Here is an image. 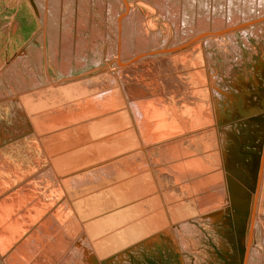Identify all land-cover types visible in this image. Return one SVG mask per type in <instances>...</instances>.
<instances>
[{
	"label": "bare ground",
	"instance_id": "1",
	"mask_svg": "<svg viewBox=\"0 0 264 264\" xmlns=\"http://www.w3.org/2000/svg\"><path fill=\"white\" fill-rule=\"evenodd\" d=\"M97 1H98V4L104 8L105 4L103 3V0H97ZM162 1H164V0H162ZM30 2H31V5L33 7V8L31 7L32 10L34 9L37 16L41 17L44 20V22H43L44 35H42V36L40 35L39 40L42 42L45 41L46 45H47V43L49 44V47H50L49 56L51 57V59H49V61L51 60L52 65L57 67V70L61 71L62 74L63 73L68 74L70 66H71L69 63L70 60L68 58L64 59L65 58L64 56H65L66 52L71 51V50H69L70 43H71V37H72V28H73L72 25L70 26V21H69V18H73L71 16V12H72L71 11V9H72L71 0H63V2L61 0H30ZM89 2H90V0H80V4L83 3V7H85V6L87 7ZM169 2L167 3L168 9L165 8L166 10H168L167 13L169 15V16L167 15V19L170 20L167 22H168L169 26L173 28V30L175 29L176 31H179V33L182 32V36L184 37L183 40H185L183 43L185 44V46L181 51H183V53L184 52L187 53V55L186 56L183 55L181 57L178 55L181 58L182 64L184 66V68H183L184 70L181 72L182 74H180L178 76H174V75L167 76L166 79H168V81L166 83L164 82L165 85L168 87V90L170 89L169 91H172L168 95L170 100L168 99L169 101H168L167 105L169 106V103H171L170 101H172L173 104H171L170 107H168L167 105L162 106L165 108L168 107V109H167L168 116L166 115L164 117L163 113L161 112V109L159 108L160 106L152 104L150 97H149V99H148V97L145 98L144 97L145 93L143 94V92H140L142 94V97L140 98L141 100L138 99V101H136L134 99L127 98V96H126L127 93L122 94L120 89H119V86H118L119 85V80H118L119 75L118 74L121 70L123 71V70L128 69V67H126L124 69V67L127 65V63H130V62L132 63L133 61H136L137 59L140 58L141 55H145V54L152 55L155 52L158 53L162 50V49L161 50H159V49L158 50H155V49L150 50V44H152L151 38L148 37V34L145 32L147 30L145 29V31H144L143 28H141V26H142L141 23H142V21H145L143 19H146V18L142 19L143 15H142L141 11L139 9L136 10V8H133L132 6H130L128 0H111L109 5H108V9H106L109 12L108 13L109 14L108 19H110L109 21H111V25H113V27H114V32H113L114 36L113 35L112 36L109 35V36H110V39L113 40L112 43L115 42L114 43V53L116 52L117 57L114 60H115L116 66L118 67V69H117L118 71L116 72L117 75H115L116 79H114V80L115 81L117 80V82L113 81V77H110L109 75L103 73L102 75H100L98 77V79L97 78H88V79H84L83 81H79L76 84L72 85L70 87V89H71L70 91L72 92L71 95L68 97V96H65L66 94H64L63 97H65V98H62L61 94H60L61 97L60 96L58 97L56 95L59 92L57 91L58 88L54 85H52L51 88H48L44 91H39V90L35 91L36 88L33 87V88H30V89H32V91L27 90L25 92V94L22 92V95L17 94L16 96H11V97H6V98L2 97L3 99L0 98V111L5 109V107L8 105L11 109L10 115L12 114V116H10L11 122L15 123V121L18 118H19V120L24 121L23 123L25 124V126L27 128V130H25V134L27 132L30 133L28 136L29 140H25V139L22 140V145L24 144L25 146H26V143L33 144L34 146H40V143L42 144V143H44V141L48 140L44 144L47 147H49L48 143H51L52 139H50L48 136H47L48 139L45 138L44 137L45 135L43 134V133H45L43 129L45 128L44 125H46L44 123V121L46 119L52 120L51 122H53V124H55L56 121H60L61 123H64V122H69L72 119H74V121H75V118H77V117L80 119H82V118L85 119V117H86V119H88V120L85 122L83 121L84 123H78L76 127L74 126L75 127L74 129L71 127L69 129V127H68V129L63 130L65 135H66V133L69 134L66 136L64 135L65 136L64 138H59V136L63 132L59 133L57 131L58 132L57 134H59V136L57 135L59 138L58 143L59 144L62 143L65 145L60 150V153L62 154V157H60V158H62V161H63V162H61V165L65 166L66 168H67V166H69L71 161H73L74 159H78V158H75L76 155H74L76 153L75 151H78V150H74V148H73V150L70 152V149L73 146H75V148H77V149H81L80 151H82V150L87 151L91 155L90 156L86 152L87 160H90V157H97V156L103 157L105 155H110L113 153L121 152L122 148H124L126 146V144H125L126 142L124 143L121 135L119 136V133L121 131H122V133H120V134H122V135L125 134L128 137H130L128 135V133L131 134V132H132V135L135 134L136 141H137V139L140 138L139 137L140 133L138 132V127H147V125H149L151 129H150V132L148 130V133L145 137L149 136L152 138H156L155 140H157V141H154V143L150 147L146 148V152H147V153H145L146 156L141 155V156L137 157L138 159L142 158V160L144 162L143 163L139 162V163H142L141 165H143V168L148 169V171H143L142 169H140V167H138V165L136 163L134 165L133 164L131 165L134 168L132 171H129V172L132 174L138 173V176L141 177L142 183H144L146 186H148L152 181V178H151L152 168H150V163L153 164L154 167H155V165L162 166L160 168H157V171L162 172L165 170L167 172V174L172 178V180L174 182H177L176 183L177 184L176 189H172L177 194V196L175 198H177L179 196H183V195H187V198L185 200L186 202L184 201L185 203L182 202L180 204H177V202H175L176 204H174V201H171L169 199V197H170L169 191H172V190H168V192H167V190H165V192H164L162 189L159 188L158 192H156L155 195H154V193L153 194L149 193L147 195L145 194L144 196H141V194L139 193V195L135 196V198L137 197V200L134 202H131V206L127 205L128 203L126 204L124 202V205L126 207L125 211H130V213L132 212L133 214H135V216L137 214L138 219H143V220H137V221H141V222L137 223L139 230H140V234L145 235L141 239H145V241L146 240L149 241L150 239L153 238L154 240L160 241L159 238L160 239L164 238L163 237L164 235L162 236L158 233V232H160L159 227H163L164 233H166V235H170L171 231L174 229V228H172L173 223H176V221H178L179 219H183V218H185L184 221H188L192 218V216L195 215L198 218L207 219L210 222L209 224L217 223L216 225L219 224L220 226H222L224 231L226 230V232H227L225 234V236L227 237V243L228 244H229V240H230L232 250L238 251V247H236V244H237V239L239 237L238 236L233 237V235H231L232 234L231 231H235V234H237V232L239 230L242 232L243 248H241L238 251L237 257H234V255H232L233 258L230 259L231 262L234 261L232 264H264V114L258 118L252 117V114H251L255 109H257V107L262 108L263 109L262 113H264V89H262L264 87V84H261V82L258 80L259 79L258 78L259 76H258L256 78V80H255L256 82L254 84V85H256V87H254L255 92L253 91L254 94H256V93L258 94V98L255 99V102H253L251 104V107H250V105L247 102L248 101L247 95L246 96H244V95L240 96L237 94L229 95V92L225 89V87L223 88V87L217 86V84H216L217 82L214 81L215 76L213 75V73L211 74L210 73L211 71H210L209 72L210 74H208V71L210 70L209 69L210 66H209L208 61H210L209 59L212 56V54H210V52H209L210 50L208 51L209 47H217V48L220 47L221 48L222 44L224 45V44H227L229 42V44L233 48H235V47H237L236 41H237L238 35H241L243 42H245L246 44H248L250 42V40L248 39V37L250 35H253L256 38H257L256 35H258V36L263 35L264 36V0H171ZM163 3H161V4H163ZM72 4H74V3H72ZM121 6H122V9H124V10L120 12ZM161 9H162V7H161ZM161 9L160 10L158 9L160 11L159 14H161L163 12ZM61 10L64 13H62ZM61 14H63V17H62V20L60 22ZM162 18H163V16H162ZM175 18H177V20H175ZM71 20H73V19H71ZM139 20H140V24H138ZM81 21H82V19H81ZM80 22H78L79 25H80ZM60 27H62V28H60ZM84 28H86V27H84ZM140 28L144 31L143 33L140 31L141 30ZM144 28H145V26H144ZM158 29H159V27H158ZM59 30H62L63 32L62 31L60 32ZM81 30H83V29H81ZM60 33L62 35L61 50L56 48L57 47L56 46L57 45V43H56L57 36ZM156 33H157V31H156ZM94 34L98 35V33H94ZM99 34H100V31H99ZM151 34H153V33H150V35ZM158 34L159 33H157V37H158ZM100 37L102 38L101 35H100ZM152 37H154V36L152 35ZM166 37H167V35H166ZM45 38H46V40H45ZM155 38H152V39H155ZM76 39L78 40V38H76ZM174 39H176V38H174ZM102 40H103V38H102ZM105 42H106V40H105ZM96 43H94V44L96 45ZM183 43H182V45H183ZM152 45H154V44H152ZM77 47H79V46L77 45ZM83 47H84V45H83ZM74 48H76V47L74 46ZM79 48H81V46ZM179 49L180 48H174L173 47L170 50L173 51V53H176V52H179ZM45 50L46 49L42 50V52H41L40 49L38 51L37 49L34 50V48L32 47V49H30V53L28 54V58L26 59V65H29V66L31 65L32 69L34 70L32 72L31 78H30L33 84L42 85V84H39L41 82L42 74L45 77V79L52 81V78L49 74L50 73L49 72V66L50 65H48L47 59L44 60L45 56L47 58V52ZM109 51L105 52V53L110 54L111 51L110 52ZM191 51L196 53L197 59L195 56L194 57L192 56ZM220 51L223 54L226 53V51L223 49ZM60 52H61V56L64 57L63 60L59 59V60H62L61 63H59L58 57H57V56H59L58 54ZM78 52H80V51H78ZM80 54L81 53H79V55ZM120 54H121V57L123 55L128 57L127 60L126 59H120L119 58ZM174 56H176V55H174ZM178 56H176V57H178ZM105 59H106V57H105ZM17 60H19V58ZM124 60L127 61V63H125ZM128 60H129V62H128ZM107 66H109V65H107ZM261 71H262V79L264 81V66H262ZM27 72H30V71H27ZM9 73H12V74L16 73V75L19 76L20 72L15 68V65H12L11 67H9ZM223 73H224V71H223ZM20 76H21V82L23 83L22 85L25 84L27 86L28 80L26 79V77L22 73L20 74ZM129 76H131V75H129ZM100 77L102 78V82H99ZM153 77L154 76L152 74V71H150V73H148V78H146V79L150 80ZM134 80H136V79H134ZM161 80H163L162 77H161ZM11 81H12V79H11ZM63 81H65V80H63ZM143 83H145V82H143ZM14 84H18V82L14 83ZM50 84H52V83H50ZM147 85H145V86H147ZM238 85H241V84H238ZM259 85L262 87L259 88ZM109 86H112V88L114 89L116 94L113 93V91H111L112 89H110ZM33 89H35V90H33ZM60 89H62V88H60ZM60 89H59V91H61ZM115 89L117 90L120 97L117 94ZM171 89H173V90H171ZM260 89H262V90H260ZM259 90H260V92H259ZM137 91L138 90L135 89V92H137ZM139 91H141V90H139ZM236 91H237V89H236ZM141 94H140V96H141ZM28 95H33L36 98L34 100L35 103H37V102L38 103L39 102L44 103L42 101H48V100L52 101V103H53V102L57 101L59 98H61L63 100L60 99L57 102H61L63 104L65 103V105H67L66 103H68V105H69V102L71 101V103L74 102L73 103L74 108L79 107V109H77L76 113L75 112L69 113L68 111H65L63 109V106L60 107L58 105L60 107L59 112L55 111L56 112L55 114H51L50 112H52L53 110L47 109V111H45V109H44V111L42 110L44 116L40 117V114H39V117H34L33 112L30 113L27 110V106H29L31 104V98H29ZM51 95H53L52 98H50ZM47 96H49V98ZM151 96H152V94H151ZM115 97H117V99H118L117 102L119 104L122 101L120 98L121 97L123 98V103L126 105V108H127L126 112H122L123 115L121 113L110 114L111 113L110 112L109 114H107V117H105V118L104 117H98V118L93 117V116H98V114L101 111H104L108 107H110L111 103L114 102V100H116ZM163 98L161 97L159 102H161V100L167 101V98H164V99ZM16 100L20 102V104H18L19 106L15 105L14 102ZM241 102L243 103V105L246 106V108H250V109H247V111L250 113L249 115H247V117L249 116V117L253 118L255 120V122H257V123H255V126L257 127V129H260V132H257V136L259 137V134L261 135V133H262V136H261L262 143H261L260 147H259V144H257V146L259 147L258 148V152H259L258 154L259 155L256 156L257 159H256V162L254 164L255 166H254L253 173H252V178L254 176V181H252V178L250 179L255 185V189L253 187L254 190H253V195L251 197L249 195H247L246 190H245L246 185H247L246 184L247 180L244 179L243 177H239L240 179H237V177L235 175H232V173L235 174L236 172L233 171L234 170L233 164H232L233 161L229 157V154H231V152L228 151V148H229L228 147V138L229 137L226 138V136H228V133L226 132L227 128H228L227 124L230 125L231 123H229L230 121L226 117L225 113L232 114L234 112H238L242 115L243 114L242 111L244 108L242 109L243 106H242ZM68 108H70V106ZM226 110L228 112H226ZM260 110H258V111H260ZM45 112H47V115L51 114L50 119H48V116L46 115ZM16 113H17V115H16ZM0 115H2V112H0ZM100 116H102V115H100ZM124 116H126V117H124ZM6 117H8V114ZM124 118H126L125 121H124ZM7 120H8V118H7ZM249 120H250V118H249ZM57 124H59V123H57ZM48 125L50 126V122L48 123ZM107 126L109 127L110 131L106 130V128L108 129ZM226 126H227V128H226ZM16 128H17V126H16ZM21 130H23V128H21ZM71 130L78 132L79 135L77 134V138H70L71 134L75 133V132H72ZM69 131H71V132H69ZM106 131L110 132L111 137H114V138H111V137H109L110 139L107 138ZM137 132L139 134L138 136H137ZM252 132H253L252 134H255V131H252ZM19 133H20V131H19ZM143 133L145 135V131ZM57 136L53 137L54 141H52V142L57 141V139H56ZM78 136H80V137H78ZM61 137H62V135H61ZM70 139H73V141H70ZM136 141L135 142L131 141L129 143V146H130V144L135 145ZM148 142H149V140H148ZM67 143H69L70 145L69 144L67 145ZM112 143H113V145H112ZM59 144H57V145H59ZM108 144H109V146H108ZM140 145H141V143H140ZM68 146H70V149L68 148ZM111 146H113V147H111ZM109 147H110V150L108 149ZM44 148L46 150L49 149L46 147H44ZM59 149L60 148L58 147L57 150H59ZM111 151L113 153H111ZM53 152H55V151H53ZM70 153H72V154H70ZM147 154L149 156V159H152L150 162L147 161ZM54 155H56V154H54ZM70 156H73V159L70 160ZM84 159H86V158H84ZM56 160H57V158L53 157V160L51 159V164H52L51 166H49L45 170L39 171L37 174H35L31 178H29V179L27 178L26 180H29V182H28L29 184L26 185L25 179L22 180L20 182V184L18 186H16L20 189V191L18 193H11V194L8 193L7 194V192H9V191H7V192L0 195L3 198L0 201V229L3 227V225H2L3 218L5 221V226H6V224H8L7 227L2 228V230H0V244L1 245L8 244L9 238L10 237L12 238V232L10 231L11 229L12 230L14 229V224L12 221L15 222V224H16L15 229H16V231H18V229L21 226V222L20 223L18 222V216L21 217V215H22L21 218H26V219L27 218L34 219L33 217H35V218L37 217L36 220L34 219L35 222L34 223L32 222L34 224V226H33L34 229H33V231L31 230L33 232V234L35 233L34 235H36V238L38 235H43L44 233L46 235H47V233L53 235L58 230L57 236L56 237H55V235L52 236V237H55V239H53L51 245L57 243V241H54V240L58 239V237L60 236V233L62 234V236L64 235L63 232H61V231H64V233L67 232V229H65V227L68 228L71 232V228L74 229L73 227H75L74 225H77V227L78 226H80V227L84 226L85 227L86 232H87L86 234L88 235V237L86 236L88 238L86 245H88L89 247H92V244H94L89 240L90 235L91 234L93 235L94 233L88 232V230L85 226L84 220L82 219L81 213L78 212L76 209L74 211V208L68 203L71 200L70 197H68V199L65 197V200H64V202L62 201L63 202L62 206H60L59 209L58 208L57 209H55V208L50 209L49 203L52 201H50V200L48 201V199L52 200L53 196L47 195V198H46V195L42 194L43 192L41 193L39 188H37L36 183L38 182V179H41V180L46 179L48 182L44 181L45 183H49V184L52 183L55 186V188L56 187L58 188L57 193L59 195L56 197L57 200L60 197H64V195L67 196V194H66L67 192H65L66 188L63 185L64 179L59 177L60 176L59 173L57 171H55L54 168L52 169V166L55 167L57 170H58V168H60V166L59 167L57 166ZM124 161H126V160H124ZM59 163H60V161H59ZM117 163L120 165V160L117 161ZM145 165H146V167H145ZM115 166H118V165L115 164ZM154 169L156 172V168H154ZM61 170H62V168H61ZM15 174H16V171H15ZM115 174L116 173H114V175ZM142 177H143V179H142ZM68 178H69V176H68ZM115 178H116L115 181H118L120 183L119 187H121V188L128 187L129 179H132V182L135 179L132 176H131V178H129V174L126 172V166H125V169H122L119 173L117 172V175L115 176ZM136 179H138V178H136ZM5 181L8 182L9 179L6 178ZM68 182H70V181L68 180ZM158 182L159 181H157V183ZM45 183L41 186V188L45 185ZM74 184H76V183H74ZM70 185H71V183H70ZM136 185L138 186L137 188L139 189L140 186L138 184H136ZM160 185L162 186L161 183H160ZM7 186L10 187L11 185L7 184ZM29 186L32 188L35 187L34 189L39 190V191L37 190L38 192L36 193V195L31 192L32 189ZM132 186H134V185L132 184ZM13 187L14 186H11V188H13ZM113 187L116 189L117 185H116V187H115V185H113ZM50 188H48V189H50ZM128 189H129V187H128ZM130 189H132V188H130ZM13 190H15V188L12 189V191ZM118 190L119 189H117L116 192H118ZM10 191H11V189H10ZM119 191L121 192V190H119ZM22 192H25L24 196L19 195L15 198L14 195L21 194ZM112 193H114L113 196L110 195L111 193L108 196V200L110 201L111 205H116V204L118 205V203L122 202V201H120V202H117L114 204V201H115L114 197L116 196V194H115V191ZM128 193L129 192H127L126 195ZM41 195H43V196H41ZM172 195H173V193H172ZM145 196H148V198L149 197L152 198L151 199L152 202H142L141 203L142 200H145ZM127 197L131 198V194H129ZM172 199L174 200V198H172ZM159 200H161V202H162V200H165L164 204L162 205L161 202H159ZM167 200L170 202H167ZM182 201H183V199H182ZM100 202H102V201H100ZM165 202H167V203H165ZM178 205H180V208L178 207ZM106 206H104V207H106ZM31 208H32V210H31ZM47 208H49V209H47ZM12 209H14V210L12 211ZM144 209H147L146 213H145ZM93 210H95V209H93ZM46 211H48V216H46ZM37 213H41V214H37ZM66 214H68V215H66ZM59 216H61V217L63 216V218L65 220L67 218L69 219L68 221H66L67 225L63 224L61 226L63 221H62V223H60V221H56V220H59L56 218ZM69 216L71 218H69ZM32 219H31V221H32ZM115 219H116V217H115ZM196 220H198V219H196ZM116 223H117V221H116ZM91 224H92V222H91ZM190 224L187 222H184L183 224H180L179 228L183 229V231H188L189 234H191V233H193V230H191V229H193V225L191 228H189L187 226ZM128 225H130V224H128ZM23 226L25 227V225H23ZM60 228H63V229L60 231ZM158 228H159V230H158ZM77 230H78V228H77ZM59 231H60V233H59ZM141 231H143V232H141ZM156 231H158V232H156ZM72 232H73V230H72ZM83 232L85 233V231H83ZM98 232H99V230H98ZM119 232H120V230H119ZM9 233H10V237H9ZM73 233L75 234V232H73ZM46 235L45 236L44 235L38 236L40 238V239L38 238L39 241L41 240V237H43V239L46 238L47 237ZM31 236H32V234H31ZM28 237L30 238L29 235H28ZM71 237L73 238V236H71ZM31 238L33 239L35 237H31ZM36 238H35V241H36ZM63 238H64V240L67 239L65 237H63ZM25 240H23V241L26 242ZM27 240H28V238H27ZM45 240L46 239H44L43 241L45 242ZM171 240H173V239H171ZM181 240H182V238H181ZM7 241H8V243H7ZM29 241H32V240L29 239ZM66 241L67 240H65L64 242L66 243ZM68 241L70 243V240H68ZM192 241L193 240L191 239L189 244H191ZM32 242H34V241H32ZM44 242H41V245ZM61 242H62V244L64 243L63 240ZM142 242H144V241L142 240ZM161 243H162V241H161ZM21 244H23V243H21ZM21 244H19L18 246H20ZM33 244L36 245V242ZM57 244H59V243H57ZM27 245H28V243H27ZM41 245L37 242V246H35V248L36 247L40 248ZM47 245H48V242H47ZM171 245H172V243H171ZM30 246H28V247H30ZM32 246H34V245H32ZM43 246H45V245H43ZM63 246H64V244H63ZM65 246L67 247L66 244H65ZM74 246H76V243ZM79 246L81 247V245H79ZM96 246H97V244H96ZM56 247H57V245H56ZM20 248H19V250H20ZM93 248L95 249V245H93ZM13 249H15V248H13ZM80 249H82V247ZM80 249H78V250H80ZM177 249H178V247H177ZM11 251L13 252V250H11ZM29 251H31V250H29ZM29 251L26 252V255H28V257H29V253H30ZM33 251H34V249H33ZM41 251L43 252V249ZM48 251H49V248L47 250H45L44 252L48 253ZM61 251L62 250H60V252ZM94 251L96 253V256L101 255L98 252H96V250H94ZM17 252L18 251H16V253ZM110 252H112V251H110ZM239 252H242V253L240 254ZM32 253H34V252H31L30 254H32ZM68 253H69V251H68ZM82 253H83V251H81V255H82ZM18 255L17 256L12 255V256H14V258L16 259V257H20ZM49 255H50L49 257H51V255H53V254L51 253ZM67 255L69 256V254H67ZM56 256H57V253H56ZM82 256L84 257L85 255H82ZM87 256L88 255H86V258L89 257V256L88 257ZM24 257H26L25 253H24ZM69 257H68V259H69ZM0 258H1V255H0ZM6 258H7V255H6ZM10 258H11V256H10ZM93 258L89 257L87 260L88 261L90 260V262L93 263L92 262L94 260ZM96 258L97 257H95V260H94L95 263L96 264H102L101 259H103L104 257L99 258V256H98L97 261H96ZM121 258H122L121 256H118V260ZM186 258H188V257H186ZM8 259H9V257H8ZM26 259H29V258H26ZM39 259H40V256H39ZM203 259H205L204 255L202 256L201 260H203ZM18 260L20 263L23 262V259H22V261H20V258ZM227 260H229L228 257H227ZM24 261H25V259H24ZM36 261H37V259H36ZM42 261H41V263H42ZM55 261H56V258H55ZM108 261H111V258H109V259L107 258L105 263ZM10 262H12V261H10ZM190 262H191V264H199L198 260H196V261L192 260ZM58 264H61V263L59 262ZM69 264H72V263H69ZM185 264H187V263H185ZM207 264H212V263L209 261V263L207 262Z\"/></svg>",
	"mask_w": 264,
	"mask_h": 264
},
{
	"label": "rangeland",
	"instance_id": "2",
	"mask_svg": "<svg viewBox=\"0 0 264 264\" xmlns=\"http://www.w3.org/2000/svg\"><path fill=\"white\" fill-rule=\"evenodd\" d=\"M61 1L63 2V0H61ZM110 1L111 0H103V3L105 4V6L103 8L101 5L98 4L97 0H90L87 7L85 5H84L85 7H83V3H81L82 5L80 4V0H77V1L71 0V6H72L71 16L73 17V18H69L70 26L71 25L73 26L71 43H70V47H69V50H71V51H68L69 53L68 52L65 53V56H64L65 58L61 56V52L58 54L60 57L57 56L59 63L62 62L63 58L64 59L68 58L70 60L69 63L71 66H70L68 74H64V73L62 74L61 71L57 70V67L52 65L51 60L49 61V59H51V57L49 56V51H50L49 44L47 43V45H46L45 41L42 42L39 40L40 35L41 36L44 35V25H43L44 20L41 17L37 16L34 9L32 10L33 7L31 5L30 0H0V98L16 96L17 94L22 95V92L25 94V92L27 90L32 91V89H30V88H33V87L36 88V90L33 89L35 91H37V90L44 91L48 88H51L52 85H54L58 88L57 91L59 93L56 95L59 97L61 94L62 98H65V97H63L64 94H66L65 96H68V97L71 95L72 92L70 91L71 90L70 87L72 85L76 84L79 81H83L84 79H88V78H97L98 79V77L100 75H102L103 73L109 75L110 77H113V81H115L114 79H116L115 75H117L116 72L118 71L117 70L118 67L116 66L114 59H116L117 54H116V52L114 53V43L115 42L112 43L113 40L110 39V36L113 35L114 27H113V25H111V21H109L110 19H108L109 18V16H108L109 12L106 10V9H108V5H109ZM169 1H171V0H168V1L167 0H164V1H162V0H128L130 6H132L133 8H136V10L139 9L141 11V13L143 15L142 19L146 18V19H143L145 21L141 20L142 21L141 28H143L144 31H145V29L147 30L145 32L148 34V37L151 38L152 44H154V45L150 44V50H152V49L153 50L154 49L155 50H158V49L161 50L162 49V50L158 53L155 52L152 55H149V54L141 55L139 59H137L136 61H133L132 63L131 62L127 63V61L124 60L125 63H127V65L124 67V69L126 67H128V69L123 70V71L121 70L122 72L120 71L118 74L119 75L118 76V78H119L118 79L119 80L118 86H119V89H120L122 94L127 93L126 94L127 98L134 99V100L138 101V99H140L142 97V94L140 92H143V94L145 93L144 94L145 98L148 97V99H149V97H150L152 104L160 106L159 108L161 109V112L163 113L164 117L166 115L168 116L167 109H168V107L171 106V104H173V102L170 101L171 103H169V106L167 105L168 101L170 100L168 95L172 91H169L170 89L168 90V87L165 85V83L168 81V79H166V78H167V76H170V75L178 76V75L182 74L181 72L184 70L183 69L184 66L182 64L180 57L183 55L184 56L187 55V53H185V52L183 53V51H181L185 46V44L183 43L185 40H183L184 37L182 36V32L179 33V31H176L175 29L173 30V28L170 27L168 22H167V21H170L169 19H167L168 10H166V9H168L167 3ZM72 3H74V4H72ZM161 3H163V4H161ZM161 7H162V9H161ZM158 9L159 10L161 9L163 11V12L161 11L163 14L162 13L159 14L160 11ZM123 10L124 9H122V6H121L120 12ZM62 13H64V12L62 11ZM162 16H163V18H162ZM62 17H63V14H61L60 22L62 20ZM71 19H73V20H71ZM81 19H82V21H81ZM175 20H177V18H175ZM78 22H80V25ZM138 24H140V20L138 21ZM144 26H145V28H144ZM84 27H86V28H84ZM158 27H159V29H158ZM60 28H62V27H60ZM81 29H83V30H81ZM143 30L141 29L140 31L143 33L144 32ZM59 31L61 32L62 30H59ZM99 31H100V34H99ZM156 31H157V33H159L158 37H157ZM94 33H98L99 36L97 34H94ZM150 33H153V34L150 35ZM100 35L102 36L103 40L100 37ZM152 35L154 37H152ZM166 35H167V37H166ZM256 36H257V38L253 35H250L248 37L250 42L248 44H246L245 42H243L241 35H238L237 41H236L237 47H235V48H233L229 44V42L227 44H224V45L222 44L221 48L220 47H218V48L217 47H209L208 48V51L210 50L209 52H210V54H212V56L209 59L210 61H208L209 66H210V68H209L210 70L208 69L209 70L208 74L213 73V75L215 76V77L213 76L214 81L217 82L216 83L217 86L223 87V88L225 87V89L229 92V95H233V94H237L240 96L241 95H244V96L247 95L248 96L247 102L250 105V107H251V104L253 102H255V99L258 98V94L257 93L254 94V92H255L254 87H256V85H254V84L256 82L255 81L256 78L259 76L258 80L261 82V84H264L263 83L264 81L262 79V71H261L262 66H264V36L263 35H261V36L256 35ZM76 38H78V40ZM152 38H155V39H152ZM174 38H176V39H174ZM45 40H46V38H45ZM105 40H106V42H105ZM93 42L94 43L97 42L96 45ZM56 43H57L56 48L61 50V44H62L61 33L57 36ZM182 43H183V45H182ZM77 45L79 47L81 46V48L77 47ZM83 45H84V47H83ZM74 46L76 48H74ZM32 47L34 48V50L37 49L39 51V49H40L41 52H42V50L46 49L45 51L47 52V58L45 56L44 60L47 59L48 65H50L49 66V72H50L49 74L52 78V81L45 79V77L42 74L41 82L39 83L42 85L32 83L30 78H31L32 72L34 70L32 69L31 65L30 66L26 65V59L28 58V54L30 53V49H32ZM173 47L174 48H180L179 52L173 53V51L170 50ZM222 49L226 51L225 54H223L220 51ZM78 51H80V52H78ZM108 51L110 52V54L105 53ZM79 53H81V54L79 55ZM191 53H192V56L193 57L195 56L197 59L196 53H194L193 51H191ZM174 55H176V56L179 55L180 57L179 56L176 57ZM119 56H120L119 57L120 59H126L127 60V58H128L124 55L121 57V54ZM105 57H106V59H105ZM18 58H19V60H17ZM59 59H62V60H59ZM128 62H129V60H128ZM12 65H15V68L20 72L19 76H17L16 73L15 74L9 73V67H11ZM107 65H109V66H107ZM27 71H30V72H27ZM150 71H152V74L154 77L151 78L150 80H148L146 78H148V73H150ZM223 71H224V73H223ZM21 73L28 80L27 86L25 84L22 85L23 83L21 82V76H20ZM129 75H131V76H129ZM161 77L164 81L161 80ZM11 79H12V81H11ZM134 79H136V80H134ZM63 80H65V81H63ZM142 81L145 82L146 84L143 83ZM13 82L14 83L18 82V84H14ZM99 82H102L101 77H100ZM115 82H117V80ZM50 83H52V84H50ZM237 83L241 84V85H238ZM145 85H147V86H145ZM261 87L262 86L259 85V88H261ZM60 88H62V89H60ZM109 88L112 89L111 91H113V93H115L112 86H109ZM59 89L62 92L59 91ZM135 89H137L138 91L135 92ZM236 89H237V91H236ZM262 89H264V87ZM262 89H260V90H262ZM139 90H141V91H139ZM171 90H173V89H171ZM260 90H259V92H260ZM116 92H117V90H116ZM117 94H118V92H117ZM140 94H141V96H140ZM151 94H152V96H151ZM28 97L31 98V104L29 106H27V110L30 113L33 112L34 117H39V114H40V117L44 116V114L42 112V110L44 111V109H45V111H47V109L53 110L52 112H50L51 114H55L56 112H59V108L62 106H63V109L65 111H68L69 113H72V112L76 113L77 109H79V107L74 108V104H73L74 102L71 103V101L69 102V105H68V103H66L67 105H65V103L63 104L61 102H57L61 98H59L57 101H55L53 103H52V101H49V100L48 101H42L44 103H40V102L35 103L34 100L36 98L33 95H28ZM47 97L49 98V96H47ZM52 97H53V95L50 96V98H52ZM119 97H120V95H119ZM161 97L167 98V101L161 100V102H159ZM115 98H116V100H114V102L111 103L110 107H108L104 111H101L98 114V116H93V117H97V118L98 117H104L105 118V117H107V114H109L110 112H111L110 114L121 113L123 115L122 112L127 111L126 105L123 103V98L122 97L120 98L122 100L120 104L117 102L118 101L117 97H115ZM61 100H63V99H61ZM14 103L16 106H19L18 104H20V102L17 100ZM164 105H167L168 107H166V108L162 107ZM69 106H70V108H68ZM242 106H243L242 109L244 108L242 111L243 112L242 115L238 112H234L232 114L225 113L226 117L230 121L229 123H231L230 125L227 124L229 129L226 126V128H227L226 132L228 133V136H226V138L229 137L228 138V147H229L228 151L231 152V154H229V157L233 161L232 162L233 169H234L233 171L236 172L235 174L232 173V175H235L237 177V179H240L239 177H243L244 179L247 180L246 181L247 185H246L245 190H246L247 195H249L251 197L253 195V190L255 189V185L252 182V181H254V176L252 178V173H253V169L255 166L254 164H255L256 159H257L256 156L259 155L258 154L259 153L258 148L260 147V145L262 143V139H261L262 133H261V135L259 134V137L257 136V132H260V129H257V127L255 126V123H257V122H255V120L253 118H251L249 116L247 117V115L250 114L247 111V109H250V108H246V106L243 105V103H242ZM6 107L2 111H0V112H2V115H0V195L7 192V191H9V192H7V194L8 193H10V194L11 193H18L20 191V189L16 186H18L22 180L25 179L26 185L29 184L28 183L29 180H26V179L31 178L32 176L37 174L39 171L47 169L49 166L52 165L51 159L53 160V157L54 158L56 157L58 160V161L56 160V162H57L56 164L58 167L60 166V168H58V170H59L58 171L55 167L52 166V169L54 168V170L59 173V175H60L59 177L64 179L63 185L66 188L65 192H67L66 193L67 196L63 194L64 197H60L57 200L56 197L59 195L57 193L58 188L57 187L55 188V186L52 183L51 184L45 183L44 181H47L46 179H44V180L38 179V182L36 183L37 188H39L41 193L43 192L42 194L46 195V198H47V195L53 196L52 200L48 199V201L49 200L52 201L49 203L50 209H54V208L59 209V207L62 206V203L65 200V197L67 199H68V197H70L71 200L68 203L74 208V211L76 209L78 212L81 213L82 219L84 220V223H85V226H86L88 232L94 233L93 235L92 234L90 235V239H89L94 244H92V247H89L88 245H86V242L88 241V238H87L88 235L86 234L87 233L86 229L84 226L83 227H80V226L77 227V225H74L75 226V227H73L74 229L71 228V232L68 228L65 227V229H67L66 233H64V231H61L63 228H60V231L63 232V234L65 236L64 235L62 236V234L59 231L61 237L59 236L57 240H54V241H57V243H59V244L55 243V244H53L54 246L51 245L53 239H55V237L57 236L58 230L55 232L56 234L55 233L53 234V235H55V237H52L53 236L52 234L47 233V235H46L44 233L43 235L47 236L46 238H44V239H46L45 242L43 241L44 240L43 237H41L42 241L41 240L39 241L40 238L38 236H43V235H38L36 238V235H34L35 233L33 234V232H32L34 229L33 223L35 222L37 217L36 218L33 217L35 219L34 220L32 218H30V219L29 218H27V219L21 218L22 217V215H21V217L18 216V222L19 223L21 222V226L18 229V231H16V229H15V227H16L15 222L12 221L14 224V229L10 230L12 232V238L10 237V233H9V237H10L8 240L9 243L7 241L8 244H5V245L0 244V255H1V260H2L3 264H16V263L17 264L18 263L19 264H58L59 262L61 264H67V263L68 264L69 263H72V264H92L90 262V260L88 261L87 259L89 257L90 258L94 257L93 259H95V257H97L96 258V261H97L98 256H99V258L104 257L103 259H101L102 264L103 263L104 264H185V263L191 264L190 261H192V260L193 261L198 260L199 264H207V262L209 263V261L212 264H222V263L223 264H227V263L232 264L234 262V261H232V262L230 261V259L233 258L232 255H234V257H237L238 251L241 248H243V241H242L243 236H242V232L240 230L237 232V234H235V231H231V233H232L231 235H233V237L234 236L239 237L238 239L236 238L237 239L236 247H238V251L232 250L231 242L229 240V244H228L227 243V237L225 236V234L227 232H226V230L224 231L222 226H220L219 224L216 225L217 223L209 224L210 222L207 219L198 218L195 215L192 216V218L188 221H184L185 218H183V219H179L178 221H176V223H173L172 228H174L175 230L173 229L171 231L170 235H166V233H164V230H163L164 228L159 227L160 230H159V228H158V230L160 232H158V231H156V232H158L162 236L164 235L163 236L164 238H161V239L159 238L160 241L154 240L152 238L149 241L146 240L147 241L146 242L145 239H141L145 235L140 234V230H139L137 223L141 222V221H137V220H143V219H138L137 214L135 216V214H133L132 212L130 213V211H125L126 207L124 205V202L126 204L128 203L127 205L131 206V202H134L137 200V197L135 198V196L139 195V193L141 194V196H144L145 194L147 195L149 193H152V194L154 193V195H155L156 192H158L159 188L162 189L164 192H165V190H167V192H168V190L176 189V186H177V184H176L177 182H174L165 170L162 172L157 171V168L162 167L159 165H155V167H154V165L150 163V168H152V170H151L152 181L148 186H146L144 183H142L141 177L138 176V173L132 174L129 172V171H132L134 168L131 165L132 164L134 165L136 163H137L138 167H140V169H142L143 171H148V169H144L143 165H141L144 162L142 160V158L138 159L137 157L141 156V155L146 156V154H145V153H147L146 148L150 147L154 143V141H157V140H155L156 138H152L149 136L145 137L148 133V130L150 132L151 128L149 125H147L148 128L147 127H138V132L140 133V135H139L137 132V136L139 135V137H140V138L138 137L139 139H137L138 142L136 141L135 134L132 135V132H131V134L128 133V135L130 136V137H128L125 134H124L125 136L120 134V133H122V131H121L119 133V136L121 135L124 143L126 142L125 143L126 146L124 148H122L121 152L113 153L111 151V153H113L114 155L110 154V155H105L103 157H99V156L90 157V160H87L86 155L89 154L87 151H85V150L80 151L81 149H77V148H75V146H73L70 149V146H68V148L70 149V152L73 150V148H74V150H78V151H75L76 153L74 154V155H76L75 158H78V159H74L73 161H71L69 166H67V168H66L65 166L61 165V162H63V161H62V158H60V157H62L60 150L65 145L62 143L59 144L58 140H59V138H64L66 135H69L67 133L65 135L63 130L68 129V127H69V129H70V127L74 129L78 123H84L88 119H86V117H85L86 120L83 118L80 119L77 117V118H75V121H74V119H72L69 122H64V123H61L60 121H56V123L54 122L55 124H53V122H51L52 120L46 119L45 121L47 123L44 121V123L46 125H44L45 128L43 127L44 128L43 130L45 132L43 134L45 135L44 136L45 138H47V136H48L50 139H52L51 143H48L49 147H47L44 144L48 140H46V141L43 140L44 143H42L43 145L40 143V146H34L33 144H30V143H26V146H25L24 144L22 145V140L23 139L29 140L28 136L30 133L27 132L25 134V130H27V128H26L25 124L23 123L24 121L19 120V118L15 121V123L11 122V118H10V116H12V114L10 115L11 109L8 105ZM257 109L258 110L261 109V110L258 111ZM257 109H255L251 113L252 117H254V118L261 117L264 114V113H262V111H263L262 108L257 107ZM226 112H228V111L226 110ZM45 113L47 115V112H45ZM7 114H8V117H6ZM51 114L47 115L48 119H50ZM16 115H17V113H16ZM100 115H102V116H100ZM124 117H126V116H124ZM7 118H8V120H7ZM249 118H250V120H249ZM125 119L126 118H124V121H125ZM49 122H50V126L48 125ZM57 123H59V124H57ZM16 126H17V128H16ZM21 128H23V130H21ZM106 130L110 131L109 127H108V129L106 128ZM251 130L255 131V134H252L253 132ZM19 131H20V133H19ZM57 131L59 133L63 132L61 134L62 137H61V135L59 136V134H57L58 133ZM71 131L75 132V133L74 134L70 133L71 134L70 138H77L78 132H76L74 130H71ZM71 131H69V132H71ZM108 131H106L107 138L111 137V134ZM144 131H145V135L143 133ZM57 135L59 136V138ZM55 136H57L56 137L57 141L52 142V141H54L53 137H55ZM78 137H80V136H78ZM111 138H114V137H111ZM148 140H149V142H148ZM70 141H73V139H70ZM131 141L132 142L136 141L137 144L136 143H135V145L130 144V146H129V143ZM140 143H141V145H140ZM57 144H59V145H57ZM68 144L69 143H67V145ZM257 144H259V147L257 146ZM112 145H113V143H112ZM108 146H109V144H108ZM44 147L49 148V149L46 150ZM58 147L60 148L59 150H57ZM111 147H113V146H111ZM108 149L110 150V147ZM53 151H55V152H53ZM86 152H87V154H86ZM54 154H56V155H54ZM70 154H72V153H70ZM84 158H86V159H84ZM71 159H73V156H70V160ZM123 159L126 161H124ZM119 160H120V165L117 163V161H119ZM151 160L152 159H149V156L147 154V161L150 162ZM59 161H60V163H59ZM139 162H142V163H139ZM115 164H117L118 166H115ZM125 166H126V172L129 174V178H131V176L135 178L133 180V182H132V179H129V184H128L129 189H128V187H125V188L119 187L120 183L118 181H115L116 180L115 176L117 175V172L119 173L122 169H125ZM145 167H146V165H145ZM61 168H62V170H61ZM154 168H156V172H155ZM15 171H16V174H15ZM114 173H116V174L114 175ZM68 176H69V178H68ZM5 177L9 179L8 182L5 181L6 180ZM136 178H138V179H136ZM251 178H252V181L250 180ZM142 179H143V177H142ZM68 180L70 182H68ZM157 181H159L158 182L159 184L157 183ZM43 182L45 183V185L43 186L45 189L43 187L41 188V186L44 184ZM73 182L76 184H74ZM70 183H71V185H70ZM160 183L162 184V186L160 185ZM7 184H10L11 186H14V187L11 188V186L9 187V186H7ZM132 184L134 186H132ZM136 184H138L140 186L139 189L137 188L138 186ZM113 185H115V187L117 185L116 189L113 187ZM253 187H254V189H253ZM14 188H15V190L12 191V189H14ZM30 188L32 189L31 192L35 195L39 191L38 189H34L35 187H33V188L30 187ZM48 188H50V189H48ZM130 188H132V189H130ZM10 189H11V191H10ZM117 189L121 190V192L119 190H118V192H116ZM114 191L116 194V196L114 197V200H115L114 204L122 201V202H120L121 204L120 203H118V205L117 204L116 205L110 204V201L108 200V196L110 193H111L110 195L113 196L114 193H112V192H114ZM127 192H129V193L126 195ZM169 192H170L169 199L171 201H174V204H176L175 202H177V204H180V203L184 202L187 198V195H183V196H179V197L175 198L177 196V194L173 190L169 191ZM171 192L173 193V195ZM24 193L25 192H22L21 194H17L14 196H15V198L19 195L24 196ZM129 194H131V198L127 197ZM41 196H43V195H41ZM172 198H174V200ZM1 199H3L2 196H0V201H1ZM151 199L152 198H150V197L148 198V196H145V200H142L141 203L142 202H152ZM182 199H183V201H182ZM100 201H102V202H100ZM164 201L165 200H162V202H161V200H159V202H161L162 205L164 204ZM167 202H170V201L167 200ZM167 202H165V203H167ZM104 206H106V207H104ZM178 207L180 208V205H178ZM49 208H47V209H49ZM93 209H95V210H93ZM13 210L14 209H12V211ZM31 210H32V208H31ZM144 210L146 213L147 209H144ZM37 214H41V213H37ZM66 215H68V214H66ZM46 216H48V211H46ZM70 216H69V218H71ZM115 217H116V219H115ZM56 218L59 219L56 221H60V223H62V221H63L61 226L63 224L67 225L66 221L69 220L68 218L65 220L63 218V216L62 217L59 216ZM31 219H32V221H31ZM196 219H198V220H196ZM116 221H117V223H116ZM91 222H92V224H91ZM184 222H187L189 224L191 223L190 225H187L189 228H191L193 225V229H191V230H193V233L189 234L188 231H183V229L179 228L180 224H183ZM22 224L25 225V227ZM128 224H130V225H128ZM2 225H3L2 228L7 227V225H8V224H6V226H5L4 218L2 220ZM76 227L78 228V230ZM2 228L0 230H2ZM72 230H73V232H75V234L72 232ZM98 230H99V232H98ZM119 230H120V232H119ZM83 231H85V233ZM141 232H143V231H141ZM31 234H32V236H31ZM28 235L30 236V238L28 237ZM71 236H73V238ZM31 237H35L36 241H35V238L32 239ZM63 237L67 238V239H65V240H67L66 243L64 242L65 240ZM27 238H28V240H27ZM170 238L173 240H171ZM181 238H182V240H181ZM29 239L34 241V242L29 241ZM191 239L193 241L191 242V244H189ZM23 240H25L26 242H24ZM62 240L64 242L63 243L64 246L61 242ZM68 240H70V243ZM142 240L144 242H142ZM161 241H162V243H161ZM35 242H36V245L33 244ZM37 242L40 245H41V242H44V243H42L40 248L39 247L35 248V246H37ZM47 242H48L49 246L47 245ZM170 242L172 243V245ZM21 243H23V244H21ZM27 243H28V245H27ZM75 243H76V246H74ZM19 244H21V245L18 246ZM65 244L67 245V247L65 246ZM78 244L81 245L82 249H80L81 247ZM96 244H97V246H96ZM32 245H34V246H32ZM43 245H45V246H43ZM56 245H57V247H56ZM93 245H95V249L93 248ZM28 246H30V247H28ZM177 247H178V249H177ZM13 248H15V249H13ZM19 248H20V250H19ZM48 248H49L48 253L44 252ZM33 249H34V251H33ZM42 249H43V252L41 251ZM78 249H80V250H78ZM11 250H13L14 253ZM15 250L18 252L16 253ZM29 250H31V251H29ZM60 250H62V251L60 252ZM94 250H96V252H98L102 256L101 255L96 256V253ZM27 251H29L30 253L31 252H34V253L30 254L28 252L29 253V257H28V255H26ZM68 251H69V253H68ZM81 251H83V253L85 252L84 254L82 253V255H85L84 257L81 255ZM110 251H112V252H110ZM24 253H25L26 257H24ZM51 253L53 255H51V257H49L50 256L49 254H51ZM56 253H57V256H56ZM239 253L241 254L242 252H239ZM67 254H69L70 257ZM6 255H7V258H6ZM12 255H14V256L18 255L20 257H16V259H15L14 256H12ZM86 255H88L89 257L87 256L88 258H86ZM203 255H204L205 259L201 260ZM10 256H11V258H10ZM39 256H40V259H39ZM67 256L69 257V259ZM118 256H121L122 258L118 260ZM8 257H9V259H8ZM106 257L108 259L111 258V261H108L105 263V261L107 260ZM184 257L185 258L188 257V258L185 259ZM227 257L229 260H227ZM19 258H20V261H22V259H23V262L20 263L18 260ZM26 258H29V259H26ZM55 258H56V261H55ZM24 259L26 262L24 261ZM36 259H37V261H36ZM10 261H12L13 263ZM41 261H42V263H41ZM212 261L213 262L215 261V262L213 263Z\"/></svg>",
	"mask_w": 264,
	"mask_h": 264
},
{
	"label": "crops",
	"instance_id": "3",
	"mask_svg": "<svg viewBox=\"0 0 264 264\" xmlns=\"http://www.w3.org/2000/svg\"><path fill=\"white\" fill-rule=\"evenodd\" d=\"M0 264H3L1 258H0Z\"/></svg>",
	"mask_w": 264,
	"mask_h": 264
},
{
	"label": "water",
	"instance_id": "4",
	"mask_svg": "<svg viewBox=\"0 0 264 264\" xmlns=\"http://www.w3.org/2000/svg\"><path fill=\"white\" fill-rule=\"evenodd\" d=\"M94 260H95V259H94ZM94 260L92 261V262H93L92 264H96Z\"/></svg>",
	"mask_w": 264,
	"mask_h": 264
}]
</instances>
